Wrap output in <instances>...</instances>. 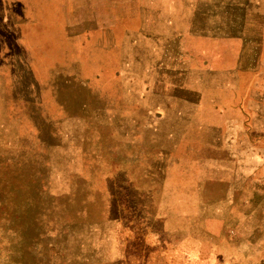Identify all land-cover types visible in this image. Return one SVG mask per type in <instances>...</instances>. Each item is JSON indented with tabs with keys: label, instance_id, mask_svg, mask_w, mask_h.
I'll return each mask as SVG.
<instances>
[{
	"label": "rangeland",
	"instance_id": "obj_1",
	"mask_svg": "<svg viewBox=\"0 0 264 264\" xmlns=\"http://www.w3.org/2000/svg\"><path fill=\"white\" fill-rule=\"evenodd\" d=\"M0 264H264V0H0Z\"/></svg>",
	"mask_w": 264,
	"mask_h": 264
}]
</instances>
